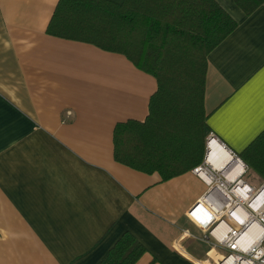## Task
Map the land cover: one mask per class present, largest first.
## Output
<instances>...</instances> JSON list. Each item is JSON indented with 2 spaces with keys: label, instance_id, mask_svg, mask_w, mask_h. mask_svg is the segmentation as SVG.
<instances>
[{
  "label": "crops",
  "instance_id": "obj_1",
  "mask_svg": "<svg viewBox=\"0 0 264 264\" xmlns=\"http://www.w3.org/2000/svg\"><path fill=\"white\" fill-rule=\"evenodd\" d=\"M58 1L0 0V264H100L125 233L145 249L135 264H213L223 252L186 217L206 191L193 169L162 181L114 160L155 78L48 35ZM214 1L236 28L207 56V135L238 156L264 132V1Z\"/></svg>",
  "mask_w": 264,
  "mask_h": 264
},
{
  "label": "trees",
  "instance_id": "obj_2",
  "mask_svg": "<svg viewBox=\"0 0 264 264\" xmlns=\"http://www.w3.org/2000/svg\"><path fill=\"white\" fill-rule=\"evenodd\" d=\"M263 1L236 4L250 14ZM235 28L214 0H59L46 32L120 54L155 78L147 119L116 125L113 156L168 181L203 163L207 56ZM238 158L264 184V132ZM144 253L125 233L100 264H135Z\"/></svg>",
  "mask_w": 264,
  "mask_h": 264
},
{
  "label": "built area",
  "instance_id": "obj_3",
  "mask_svg": "<svg viewBox=\"0 0 264 264\" xmlns=\"http://www.w3.org/2000/svg\"><path fill=\"white\" fill-rule=\"evenodd\" d=\"M212 143L226 149L235 162H241L238 156L230 152L213 133H209L205 139L204 161L192 171L204 182L206 191L190 207L186 217L204 234V240L213 250L223 252L213 264H225L228 260H232L231 264H264V201L259 203L257 209L252 207L264 191V184L254 189L244 182L243 177L247 169L243 163V170L232 180L228 178L227 165L217 169L208 163L207 156L210 154ZM201 174H204L209 181L202 178ZM236 192L240 195H236ZM221 224L227 226L223 236L219 231ZM254 225H258L261 232L244 249L239 241Z\"/></svg>",
  "mask_w": 264,
  "mask_h": 264
},
{
  "label": "bare ground",
  "instance_id": "obj_4",
  "mask_svg": "<svg viewBox=\"0 0 264 264\" xmlns=\"http://www.w3.org/2000/svg\"><path fill=\"white\" fill-rule=\"evenodd\" d=\"M207 162L212 164L217 169H221L227 165V167H229L228 178L230 180L236 178L243 170L241 162L240 163L235 162L223 147L215 143L211 144V151L210 154L207 156ZM201 177L204 178L206 181H209L204 176V174H201ZM237 194L239 193L236 192V195ZM261 201H264V191L262 192V194H260L257 201L254 203L252 207L257 209ZM225 229H227L226 224H221L219 231L222 232L221 234L222 236ZM260 232L261 229L258 225H254L252 229L245 232L239 241L241 247L246 249L247 246L250 245L259 236ZM218 234L220 233L218 232ZM231 263L232 260H228L225 264H231Z\"/></svg>",
  "mask_w": 264,
  "mask_h": 264
},
{
  "label": "rangeland",
  "instance_id": "obj_5",
  "mask_svg": "<svg viewBox=\"0 0 264 264\" xmlns=\"http://www.w3.org/2000/svg\"><path fill=\"white\" fill-rule=\"evenodd\" d=\"M206 74H207V69H206ZM205 79H206V76H205ZM207 137V134L205 135V138H204V142H205V139ZM243 180L249 184L250 186L252 187H258L260 184H261V180L258 179L252 172L248 171L247 174L243 177Z\"/></svg>",
  "mask_w": 264,
  "mask_h": 264
},
{
  "label": "water",
  "instance_id": "obj_6",
  "mask_svg": "<svg viewBox=\"0 0 264 264\" xmlns=\"http://www.w3.org/2000/svg\"><path fill=\"white\" fill-rule=\"evenodd\" d=\"M207 239V238H206Z\"/></svg>",
  "mask_w": 264,
  "mask_h": 264
}]
</instances>
